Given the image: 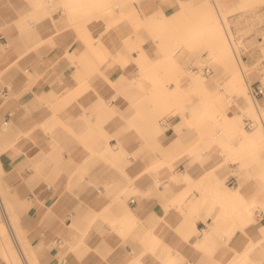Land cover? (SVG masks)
<instances>
[{
    "label": "rangeland",
    "instance_id": "374dc122",
    "mask_svg": "<svg viewBox=\"0 0 264 264\" xmlns=\"http://www.w3.org/2000/svg\"><path fill=\"white\" fill-rule=\"evenodd\" d=\"M72 1L74 6H84L91 12L87 20L78 22L79 29L92 19H102L108 33L90 41L83 38L94 48L97 58L91 81L97 85L109 83L115 92L110 101H105L109 108L105 116L96 114L95 138L104 141L107 149L95 156L125 175L137 161L151 162V155L126 151L120 142L128 147L138 142L150 153L158 150L159 164L147 165L131 181L152 179L158 189L168 187L171 180L185 183V195L191 194L194 199L201 194L202 205H207L209 211H219V216L205 227H217L219 244L235 251L236 264H264V234L260 229L264 224V141L244 147L239 143L241 134L237 132L227 138L225 128L235 118L239 120V129L248 134L260 125L264 133V96L256 99L250 93L252 85L264 86V0H157L162 10L153 15L136 7L149 0ZM216 34L225 44V55L219 54L213 41ZM198 57L203 63L195 62ZM129 63H133L131 69L123 72ZM205 68H211V73L204 72ZM237 70L246 73L247 83L241 82ZM193 74L203 82L199 89L187 87ZM77 79L86 87L89 85L87 74ZM84 91L73 93L77 97ZM96 92L100 94L99 89ZM239 93L246 94L261 112L250 114L242 110ZM14 97L13 90L9 95L1 94L6 101ZM121 106L126 109L121 111ZM163 118L171 120L174 135L165 134ZM247 119L253 120L255 126L248 127ZM11 126V123L4 126L0 135L9 133ZM61 127L68 134H76L72 125L62 121H53L43 130L54 135ZM223 138H227L228 145L221 141ZM22 139L18 137L17 141ZM50 140L56 143L54 136ZM77 140L88 147L87 138ZM177 140V147L169 151ZM60 149L59 145L53 146L55 152L47 155L45 164L52 169H45V173L58 180L66 179L63 193H73L79 188L73 182L79 172L71 170L70 174L66 163L61 164L60 157L70 158L73 153ZM5 150L1 146L0 154ZM112 155L119 157V162ZM162 167H169L172 174L167 182L163 181ZM0 173L3 184L19 198V223L29 242V233L40 225L24 208L22 198L29 196L24 195L23 183L7 185L8 171L0 169ZM45 181L53 189L59 188L56 180L47 177ZM114 185L119 189V184ZM95 188L98 193L101 187ZM33 191L34 187L29 193ZM238 192L243 198L234 196ZM137 193H128L127 198ZM249 193L255 199L246 198ZM231 197L234 202L228 199ZM261 197L263 200H258ZM208 230L201 229L195 236ZM11 241L5 226L0 224V264H11L9 254L13 264H23ZM30 244L27 251L36 256L37 264H50L56 248L61 251L58 264L63 261L69 264L71 255L78 252L71 242L57 243L55 238L42 248L31 241ZM30 248L35 249V255ZM202 250L207 252L204 256L208 259L214 256V251ZM82 258L77 256L78 260Z\"/></svg>",
    "mask_w": 264,
    "mask_h": 264
},
{
    "label": "crops",
    "instance_id": "0c3cea01",
    "mask_svg": "<svg viewBox=\"0 0 264 264\" xmlns=\"http://www.w3.org/2000/svg\"><path fill=\"white\" fill-rule=\"evenodd\" d=\"M136 7L149 15L162 10L157 0ZM88 15L86 7L74 6L71 0H0V126L12 124L9 133L0 135V147L6 148L0 154V169L9 172L7 185L23 183L24 195L29 196L22 198L24 208L40 224L29 233L31 243L42 248L54 238L57 243L71 242L78 252L71 255L69 264H231L236 253L219 244L216 234L205 246L199 243L204 234L195 236L201 229H210L206 224L219 216L218 210L202 205L204 196L196 194L192 199L191 194H184L186 184L173 180L160 189L152 179L131 181L147 165L159 164L158 150L150 153L138 142L134 147L120 142L126 151L151 155V162L139 160L125 175L95 156L107 149L104 141L95 138L96 114L105 116L106 102L115 92L109 83L97 85L90 79L96 73L97 58L83 38L90 41L108 33L102 19H92L79 29L78 22ZM86 74L87 87L77 79ZM82 89L76 97L73 92ZM11 90L16 97L1 98ZM125 109L121 106V111ZM53 121L72 125L76 134L62 127L54 135L46 134L44 127ZM107 129L112 131L109 124ZM174 133L173 128L166 135ZM53 136L55 144L50 140ZM18 137L23 139L17 141ZM77 138H87L88 147ZM56 145L73 153L70 158H59L70 174L71 170L79 172L73 181L79 188L73 193H63L66 179L45 173L47 155L55 152ZM161 169L165 170L163 181H169V167ZM47 177L56 180L59 188L47 184ZM0 182L19 223V198L3 184L1 173ZM95 185L101 187L98 193ZM133 192L139 193L127 198ZM252 197L249 193L246 198ZM19 231L30 247L20 223ZM202 249L214 251V256L208 259ZM60 252L56 248L50 264L59 263ZM9 261L14 263L11 256Z\"/></svg>",
    "mask_w": 264,
    "mask_h": 264
},
{
    "label": "bare ground",
    "instance_id": "6f19581e",
    "mask_svg": "<svg viewBox=\"0 0 264 264\" xmlns=\"http://www.w3.org/2000/svg\"><path fill=\"white\" fill-rule=\"evenodd\" d=\"M213 41L219 49V54L225 55L226 54V51L224 49L225 44L223 45V40L220 39L219 34H216V37L213 38ZM195 62L196 63H201V62L203 63L202 58H199V57ZM241 72H239V70H237L238 77L240 78L242 83H243V81L245 83H247L249 77H247L246 73L243 70ZM136 82H137V79H136ZM202 85H203V82L201 81V79L197 75L193 74V76H192L187 87L189 89H199L202 87ZM239 94H240L239 105H240L242 110H244L245 112H248L250 114H256V113L261 112L258 105H256V103H253L251 101V99L246 94H244V93H239ZM238 121H239L238 119L234 118L233 120H231L230 123L225 125L226 131H227V138H229L230 135H233V134L235 135V133H237V132L240 133L241 138L239 140V143L241 145H244V147L245 146L253 147V146H256L258 143L264 141V133H263L261 125L259 126V128L254 133L248 134L245 129H242V128L239 129V122ZM163 128H164V131L166 134L167 127L163 126ZM227 138H223V140H221L226 145H228L227 141H226ZM177 144H178V140L175 141L169 147V151H172L174 148H176ZM254 156L259 157L257 153H255ZM112 158L118 162L120 160L119 157H117L116 155H112ZM189 175L190 174H188V176ZM228 191H230V190H228ZM228 194H230V193H228ZM241 195L242 194H240V192H238L234 196H239L240 198H243V196H241ZM228 197H230V196H228ZM228 199L231 200L232 202H234L233 197L228 198ZM0 224L5 226V229L8 233V235L12 239L11 242L14 245L15 252L18 255V257L20 258V260L23 262V264H37L36 256H33V254L30 255L27 251V244L24 242L23 236L19 231V223H18L17 215L14 212V208L12 207L10 201L8 200L7 196L5 195V190H4V187L1 185V182H0ZM260 229H261L262 233L264 234V224H262ZM216 231H217V227L211 225L210 229L205 232V234L203 235L202 238H200L199 243H201L203 246L209 244L211 241H213V239H215ZM9 257H10V254H9ZM232 263H235V264L237 263L236 258L233 259L231 264Z\"/></svg>",
    "mask_w": 264,
    "mask_h": 264
},
{
    "label": "built area",
    "instance_id": "2783aa9c",
    "mask_svg": "<svg viewBox=\"0 0 264 264\" xmlns=\"http://www.w3.org/2000/svg\"><path fill=\"white\" fill-rule=\"evenodd\" d=\"M204 72H206L207 74H210L211 73V68H205ZM250 93L252 94V96L254 98L258 99L259 97L264 96V86H254V85H252L250 87ZM4 123L0 126V130H3L2 126H4ZM161 123H162L163 126L167 127L166 132L171 131L173 129V127L171 126L172 122H171L170 119H168V118L162 119ZM246 124L250 128L255 126V123L251 119H247ZM61 264H67V262L64 261Z\"/></svg>",
    "mask_w": 264,
    "mask_h": 264
}]
</instances>
